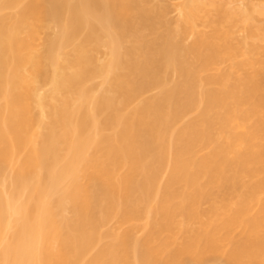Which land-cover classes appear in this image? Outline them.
<instances>
[{
	"label": "bare ground",
	"instance_id": "6f19581e",
	"mask_svg": "<svg viewBox=\"0 0 264 264\" xmlns=\"http://www.w3.org/2000/svg\"><path fill=\"white\" fill-rule=\"evenodd\" d=\"M0 264H264V0H0Z\"/></svg>",
	"mask_w": 264,
	"mask_h": 264
},
{
	"label": "rangeland",
	"instance_id": "374dc122",
	"mask_svg": "<svg viewBox=\"0 0 264 264\" xmlns=\"http://www.w3.org/2000/svg\"><path fill=\"white\" fill-rule=\"evenodd\" d=\"M254 1H258V0H238V3H239L242 7H245V6H247L249 3L254 2Z\"/></svg>",
	"mask_w": 264,
	"mask_h": 264
}]
</instances>
